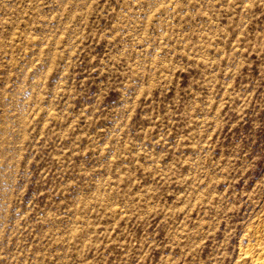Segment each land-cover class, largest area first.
I'll return each mask as SVG.
<instances>
[{
	"label": "rangeland",
	"instance_id": "374dc122",
	"mask_svg": "<svg viewBox=\"0 0 264 264\" xmlns=\"http://www.w3.org/2000/svg\"><path fill=\"white\" fill-rule=\"evenodd\" d=\"M263 252L264 0H0V264Z\"/></svg>",
	"mask_w": 264,
	"mask_h": 264
},
{
	"label": "bare ground",
	"instance_id": "6f19581e",
	"mask_svg": "<svg viewBox=\"0 0 264 264\" xmlns=\"http://www.w3.org/2000/svg\"><path fill=\"white\" fill-rule=\"evenodd\" d=\"M258 248H259V247H258ZM263 253H264V252H263ZM248 255H249V254H247V256H248ZM261 256H262V255H261ZM263 256H264V255H263ZM258 258H259V257H258ZM258 258H256V259H258ZM260 258H261V257H260ZM250 259H251V258H250ZM261 260H262V259H261ZM259 261H260V260H259ZM262 261H263V260H262ZM262 261H261V262H262ZM254 262H255V261H254ZM261 262H260V263H261ZM263 262H264V261H263ZM258 263H259V262H258ZM262 264H263V263H262Z\"/></svg>",
	"mask_w": 264,
	"mask_h": 264
}]
</instances>
